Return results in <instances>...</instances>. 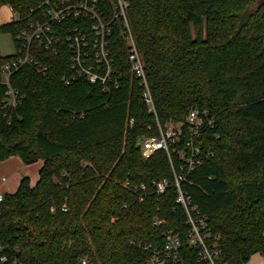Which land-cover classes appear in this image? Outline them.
<instances>
[{"label":"trees","instance_id":"16d2710c","mask_svg":"<svg viewBox=\"0 0 264 264\" xmlns=\"http://www.w3.org/2000/svg\"><path fill=\"white\" fill-rule=\"evenodd\" d=\"M128 1L159 123L182 121L190 108L207 109L213 120L202 135L210 155L181 187L220 235L215 264L264 258V2L251 10L253 0ZM38 2L0 0L20 18L0 25L14 46ZM111 50L118 89L105 92L85 78L66 85L68 57L42 50L45 75L26 66L11 73L9 85L20 98L13 107L3 101L1 68L15 55L0 57V160L42 161L35 186L23 178L0 201L1 264H77L84 256L100 264H146L154 257L208 264L189 245L186 216L175 201L174 171L183 162L174 154L171 164L165 151L143 159L135 147L138 138L159 132L119 29ZM162 179L170 185L157 194L152 182ZM127 180L145 184L142 201L124 186ZM168 235L180 242L169 256Z\"/></svg>","mask_w":264,"mask_h":264},{"label":"built area","instance_id":"2783aa9c","mask_svg":"<svg viewBox=\"0 0 264 264\" xmlns=\"http://www.w3.org/2000/svg\"><path fill=\"white\" fill-rule=\"evenodd\" d=\"M128 0H39L36 7L31 8L32 18L25 22L18 31L15 41V52L1 70L2 82L8 87L6 91V106H15L19 103L18 92L9 85V77L13 71L21 67H30L36 73L45 75L48 65L42 59L40 51L54 56L68 57L71 75L63 77L67 85L72 80L85 78L90 83L99 84L102 90L109 92L119 88L121 76L115 69V60L111 53V37L116 29L121 32L127 48L128 61L132 76L139 81L142 88V97L156 117L159 136L141 139L139 147L143 159L149 158L155 152L165 151L170 163L174 154L183 163L179 173L174 171L176 188V203L182 207L188 225V243L199 252V262L215 264L220 255V235L213 234L204 215L197 205L192 203L188 191L181 187L186 175L201 164L204 156H209L203 133L213 127V120L209 117L207 109L190 108L182 121L172 119L160 124L144 71V61L136 45L130 27L127 10ZM20 18L16 15L13 21ZM129 125L133 119L128 121ZM177 141L182 142L178 149ZM157 194L163 193L168 187L166 179L152 182ZM127 189L138 193L139 201L146 196L145 184H132L125 181ZM3 194L0 193V201ZM163 220L156 219L154 224L162 225ZM180 242L176 235H168L165 249L167 255L179 248ZM147 249L149 247H146ZM6 261L5 256L0 257V264ZM166 259H150L146 264H165ZM77 264H100L91 257L79 258Z\"/></svg>","mask_w":264,"mask_h":264},{"label":"rangeland","instance_id":"374dc122","mask_svg":"<svg viewBox=\"0 0 264 264\" xmlns=\"http://www.w3.org/2000/svg\"><path fill=\"white\" fill-rule=\"evenodd\" d=\"M264 0H253L250 5L251 10H255L262 5ZM244 9L248 10V1H243ZM6 8L0 9V20L7 14ZM16 15H11L10 19H15ZM15 46L9 34L0 32V57L14 54ZM42 161L31 164L24 163L18 156H12L5 160H0V193L13 194L17 191L21 179L27 178L31 186H35L39 178V170ZM254 259V258H253ZM251 260L248 264H252ZM264 264V262H263Z\"/></svg>","mask_w":264,"mask_h":264},{"label":"crops","instance_id":"0c3cea01","mask_svg":"<svg viewBox=\"0 0 264 264\" xmlns=\"http://www.w3.org/2000/svg\"><path fill=\"white\" fill-rule=\"evenodd\" d=\"M2 8H6L4 10H8L7 11L8 13L7 14H4L2 16V19L0 20V25H3V24H6V23H9V22H12L14 20V19L13 20L10 19V16L14 14V12L12 11V9L10 7H8V6H2V7H0V9H2ZM251 260H254V262L252 264H263V262H264V258L260 254L253 255L251 257V259H250L249 262H251Z\"/></svg>","mask_w":264,"mask_h":264},{"label":"water","instance_id":"95a60500","mask_svg":"<svg viewBox=\"0 0 264 264\" xmlns=\"http://www.w3.org/2000/svg\"><path fill=\"white\" fill-rule=\"evenodd\" d=\"M141 138H138L135 143V147L138 148L140 144Z\"/></svg>","mask_w":264,"mask_h":264}]
</instances>
